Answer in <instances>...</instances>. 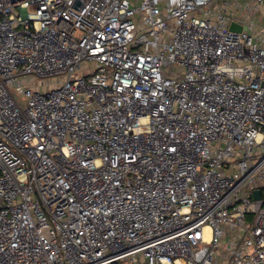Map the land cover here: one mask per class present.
<instances>
[{
  "label": "built area",
  "instance_id": "1",
  "mask_svg": "<svg viewBox=\"0 0 264 264\" xmlns=\"http://www.w3.org/2000/svg\"><path fill=\"white\" fill-rule=\"evenodd\" d=\"M0 264H264V0H0Z\"/></svg>",
  "mask_w": 264,
  "mask_h": 264
},
{
  "label": "rangeland",
  "instance_id": "2",
  "mask_svg": "<svg viewBox=\"0 0 264 264\" xmlns=\"http://www.w3.org/2000/svg\"><path fill=\"white\" fill-rule=\"evenodd\" d=\"M255 13H256V15H255L256 20L257 21H261L263 19L262 13H260V12H255ZM251 19H253L252 18V13L250 14V16H248L247 20L251 21ZM52 81H53L52 79H49V80H41V79H39V80H36L34 82V81L30 80V77L29 78L28 77L25 78V83L26 84H30L31 83V85H34V86L38 87L41 91L51 87L52 84H53Z\"/></svg>",
  "mask_w": 264,
  "mask_h": 264
},
{
  "label": "water",
  "instance_id": "3",
  "mask_svg": "<svg viewBox=\"0 0 264 264\" xmlns=\"http://www.w3.org/2000/svg\"><path fill=\"white\" fill-rule=\"evenodd\" d=\"M230 29H231V30L240 31V30H241V26H240V25H237V24H235V23H232V24L230 25ZM253 195H254L255 198H258V197H259V190H255V191L253 192Z\"/></svg>",
  "mask_w": 264,
  "mask_h": 264
}]
</instances>
